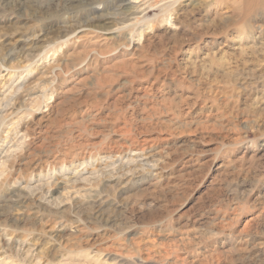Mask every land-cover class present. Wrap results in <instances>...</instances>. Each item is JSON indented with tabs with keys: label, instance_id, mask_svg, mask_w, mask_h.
<instances>
[{
	"label": "rangeland",
	"instance_id": "rangeland-1",
	"mask_svg": "<svg viewBox=\"0 0 264 264\" xmlns=\"http://www.w3.org/2000/svg\"><path fill=\"white\" fill-rule=\"evenodd\" d=\"M128 1L0 0V264H264V0Z\"/></svg>",
	"mask_w": 264,
	"mask_h": 264
},
{
	"label": "bare ground",
	"instance_id": "bare-ground-1",
	"mask_svg": "<svg viewBox=\"0 0 264 264\" xmlns=\"http://www.w3.org/2000/svg\"><path fill=\"white\" fill-rule=\"evenodd\" d=\"M147 1V0H146ZM146 1H144L143 0V2H145L146 3ZM128 2H130V0L128 1ZM144 3V4H145ZM139 5H140V3H139ZM141 6V5H140ZM129 9L130 10H132V11H134V10H136V8H138V2L137 1H132V2H130L129 3ZM141 9V8H140ZM139 12H140V10H138ZM133 14V13H132ZM135 14H136V12H135ZM136 15H138V14H136ZM143 27V26H142ZM130 149V148H129ZM111 155V154H110Z\"/></svg>",
	"mask_w": 264,
	"mask_h": 264
}]
</instances>
